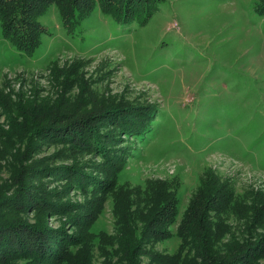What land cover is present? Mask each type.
Segmentation results:
<instances>
[{
  "label": "rangeland",
  "instance_id": "rangeland-1",
  "mask_svg": "<svg viewBox=\"0 0 264 264\" xmlns=\"http://www.w3.org/2000/svg\"><path fill=\"white\" fill-rule=\"evenodd\" d=\"M261 1L163 0L142 27H116L95 7L89 18L65 28L49 7L40 18L46 33L32 58L0 38L2 96L22 99L27 109L35 104L49 109L60 101L86 111L75 117L86 120L72 128L55 125L29 140L25 159L34 169L23 202L33 212L21 207L18 219L36 232L28 235L30 247L14 264H120L129 242L140 254L170 257L182 249L178 224L207 177L236 208L226 225L228 238L260 242L264 17L240 13L255 10ZM217 67L233 68L245 78L233 96L247 97L244 107L213 110L214 96L229 97L220 89L224 71L216 72ZM112 107L117 110L108 112ZM150 110L162 112L161 125L139 141L127 136L126 123ZM5 112L0 107V183L16 165L15 152L23 153L28 143L23 139L11 148L5 133L22 118L14 112L8 119ZM82 127L96 129L101 151L85 136L90 142L77 150ZM173 202L176 225L146 233L152 213ZM242 212L249 215L247 223ZM259 248L264 245L254 248V255ZM141 259L151 264L148 257Z\"/></svg>",
  "mask_w": 264,
  "mask_h": 264
},
{
  "label": "trees",
  "instance_id": "trees-1",
  "mask_svg": "<svg viewBox=\"0 0 264 264\" xmlns=\"http://www.w3.org/2000/svg\"><path fill=\"white\" fill-rule=\"evenodd\" d=\"M162 2L163 0H0V38L21 56L32 58L40 47L41 37L46 33L40 18L49 7H55L60 23L65 28H69L73 24L79 25L78 19L89 18L95 7L100 10L106 20L110 19L116 27L128 25L142 27L151 21V18L159 11ZM261 2L255 10L250 11L246 8L244 12L240 13L241 16L249 18V15L254 13L256 16L264 17V0ZM176 38L181 39L179 36ZM216 69L218 73H221V70L224 71L221 74L224 78L222 79L224 86H221L220 89L222 92H227L229 97L226 100V94H224V99L220 95L214 96L211 101L213 110L222 108L231 111L236 107V104H241V108L244 107L247 97L238 96L233 99V96L240 92L238 91L239 84L246 81L245 78L233 68L232 70L224 67ZM218 73L212 74L213 77L217 78ZM262 80L264 82V77ZM59 99L65 98L60 96ZM0 107L4 112L8 111V114L5 112L8 119L14 112L20 113L18 116L22 118V121L18 123L14 119L9 125V131L5 133V139L13 144L11 148L23 139L28 140L23 153L15 152L17 155L14 159L16 165L14 164V167L8 169L7 180L0 183V264H14L16 260L25 256L26 250L30 247L27 240L32 237L28 235L31 236L32 232H36V230L32 231L33 229L28 227L25 221L18 219L21 207H27L30 212H33L32 205L23 202L25 198H29L24 192L29 187L27 177L33 174L34 169L30 165V161L25 159L28 156L29 140L36 134L43 136L55 125L72 128L71 125L74 123L86 120H75L77 115H86V111L77 110L76 103L67 104L66 102L63 106L60 101L51 104L49 109L42 107V104H35L27 109V107H23L22 99L17 98L13 102L6 99L1 93ZM127 107L131 108L132 106L128 105ZM31 109L32 113L28 115V111ZM112 109L117 110V107H112L107 111L114 112L111 111ZM151 114L154 115L152 118ZM162 120L161 111L150 110L144 117L134 122H127L123 130L127 132V136L139 141L143 135L154 131L156 126L159 127ZM84 136L92 140L93 148L96 145L101 151L100 135L92 127L91 129L82 127L77 130L78 151L84 150L87 143L90 142V140H85ZM32 144L33 142L30 143V145ZM7 191L12 192L11 197L6 196ZM231 203L221 186L212 181L210 177H207V180H201L200 188L191 197L184 217L177 227V235L181 238L182 249L170 257L156 256L151 253L140 254L135 245L129 242L123 249L124 254L121 256L120 264H142L141 257L143 256L148 257L151 264H257L260 258L264 259V249L259 248L261 251L254 255V248L264 245V237H261L260 242L257 243H252L249 239L244 240L243 237L231 239L230 236V239L228 238L230 229L226 225L230 218L233 219L232 217L237 215L236 208H233L234 205L232 203L231 206ZM177 213L178 209L175 208L174 202L164 205L162 209L159 207L152 213L150 218H153L148 222L146 233L153 230L154 226L170 229L176 225ZM244 214L246 213L242 212L239 215L243 216ZM247 216L249 215L246 214L244 217L246 223L249 221Z\"/></svg>",
  "mask_w": 264,
  "mask_h": 264
},
{
  "label": "bare ground",
  "instance_id": "bare-ground-1",
  "mask_svg": "<svg viewBox=\"0 0 264 264\" xmlns=\"http://www.w3.org/2000/svg\"><path fill=\"white\" fill-rule=\"evenodd\" d=\"M208 20H210V19H208ZM206 36H204V38H205ZM200 38V37H199ZM208 39V38H207ZM206 40V39H205Z\"/></svg>",
  "mask_w": 264,
  "mask_h": 264
}]
</instances>
